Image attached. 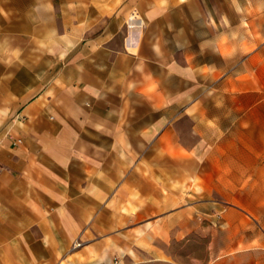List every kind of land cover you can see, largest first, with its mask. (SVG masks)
<instances>
[{"label":"crops","instance_id":"1","mask_svg":"<svg viewBox=\"0 0 264 264\" xmlns=\"http://www.w3.org/2000/svg\"><path fill=\"white\" fill-rule=\"evenodd\" d=\"M253 12L0 0V264H171L204 191L264 189ZM220 252L213 264H264L249 236Z\"/></svg>","mask_w":264,"mask_h":264},{"label":"rangeland","instance_id":"2","mask_svg":"<svg viewBox=\"0 0 264 264\" xmlns=\"http://www.w3.org/2000/svg\"><path fill=\"white\" fill-rule=\"evenodd\" d=\"M235 1L241 4L244 0ZM252 8L257 11L252 13V20H264V12H259L264 11V0H252ZM233 32L238 36L243 31ZM252 34L253 37H264V29L253 30ZM246 181L249 183L251 179ZM202 201L204 206L196 215L198 230L181 243L175 241L171 244V264H213L217 258L221 262L231 256L220 252L225 244L233 239H247L248 236L253 246L259 248L260 255L264 256V189L209 190L204 191ZM239 215L246 222L236 217ZM229 231L230 234H224ZM129 261L117 258L120 264H131ZM137 261L136 258L133 262Z\"/></svg>","mask_w":264,"mask_h":264},{"label":"built area","instance_id":"3","mask_svg":"<svg viewBox=\"0 0 264 264\" xmlns=\"http://www.w3.org/2000/svg\"><path fill=\"white\" fill-rule=\"evenodd\" d=\"M76 247H80V244H77V245H75V247H74V248H76ZM112 264H118V262H117V259H116V258L112 260Z\"/></svg>","mask_w":264,"mask_h":264}]
</instances>
